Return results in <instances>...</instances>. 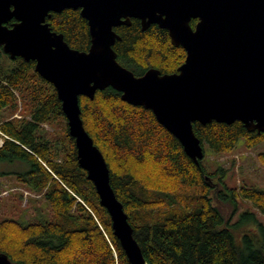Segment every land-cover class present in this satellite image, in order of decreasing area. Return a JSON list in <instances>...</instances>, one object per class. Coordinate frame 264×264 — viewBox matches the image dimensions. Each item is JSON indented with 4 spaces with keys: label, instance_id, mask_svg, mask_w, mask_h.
Here are the masks:
<instances>
[{
    "label": "trees",
    "instance_id": "obj_1",
    "mask_svg": "<svg viewBox=\"0 0 264 264\" xmlns=\"http://www.w3.org/2000/svg\"><path fill=\"white\" fill-rule=\"evenodd\" d=\"M46 23L72 49L88 51L89 30L80 10L51 13ZM114 31L120 37L113 46L117 61L137 77L149 69L176 73L185 60V51L173 46L167 31L156 25L142 31L140 21L132 19ZM34 66L33 61L10 59L0 48V130L8 137L0 161L29 168L1 174L15 175L23 188L41 195L52 220H1L0 253L12 264H130L93 184L77 163L55 88ZM120 96L112 88L97 90L93 99L80 96L79 107L145 263L264 264V222L256 217L264 218V189L228 188L223 168L210 173L202 162L195 164L150 110ZM18 112L20 118L13 117ZM192 127L212 154L232 152L240 139L248 149L264 142V132H249L238 121L195 122ZM257 158L264 166V151ZM214 200L232 206L229 218ZM243 202L249 208L233 221Z\"/></svg>",
    "mask_w": 264,
    "mask_h": 264
},
{
    "label": "water",
    "instance_id": "obj_2",
    "mask_svg": "<svg viewBox=\"0 0 264 264\" xmlns=\"http://www.w3.org/2000/svg\"><path fill=\"white\" fill-rule=\"evenodd\" d=\"M65 9L80 10L86 20L88 51L72 49L46 23ZM131 19L142 31L151 25L167 31L171 44L185 51L176 73L149 69L137 77L118 63L114 28ZM0 48L12 60L33 61L35 72L54 86L77 163L130 264L146 263L105 159L84 129L80 96L93 99L97 90L112 88L122 101L150 110L195 164L204 157L195 122L238 121L249 132H264V0H0ZM0 264L12 263L0 253Z\"/></svg>",
    "mask_w": 264,
    "mask_h": 264
},
{
    "label": "rangeland",
    "instance_id": "obj_3",
    "mask_svg": "<svg viewBox=\"0 0 264 264\" xmlns=\"http://www.w3.org/2000/svg\"><path fill=\"white\" fill-rule=\"evenodd\" d=\"M19 104V108H20ZM20 118V113L14 114ZM67 126V121H66ZM47 131L51 128L44 126ZM264 151V142L253 149H248L243 139H240L232 152L227 154H212L207 146H204V157L202 165L213 173L217 167L225 171L223 179L230 189H238L242 185L264 189V166L258 161L257 155ZM26 164L14 161H0V221L4 219H15L24 224L36 222H50L52 214L47 203L41 195L27 191L17 181L15 175L1 173H16L27 171ZM217 177H214L216 180ZM222 186H218L216 191ZM213 203L222 215L227 219L231 216L233 208L229 204H221L217 200ZM249 208L244 202L239 204V210L233 218L236 221L240 214ZM251 209V208H250ZM252 212L257 213L255 210ZM256 217L264 222V218L256 214ZM248 226H244L247 228Z\"/></svg>",
    "mask_w": 264,
    "mask_h": 264
},
{
    "label": "built area",
    "instance_id": "obj_4",
    "mask_svg": "<svg viewBox=\"0 0 264 264\" xmlns=\"http://www.w3.org/2000/svg\"><path fill=\"white\" fill-rule=\"evenodd\" d=\"M8 137L0 130V149L3 147L5 139Z\"/></svg>",
    "mask_w": 264,
    "mask_h": 264
},
{
    "label": "flooded vegetation",
    "instance_id": "obj_5",
    "mask_svg": "<svg viewBox=\"0 0 264 264\" xmlns=\"http://www.w3.org/2000/svg\"><path fill=\"white\" fill-rule=\"evenodd\" d=\"M131 20H132V19H131ZM131 20H130V23H131ZM194 21H195V23H194V25H195L197 21H196V20H194ZM7 26H8V25H7ZM193 27H194V26H193ZM193 27H192V28H193Z\"/></svg>",
    "mask_w": 264,
    "mask_h": 264
}]
</instances>
